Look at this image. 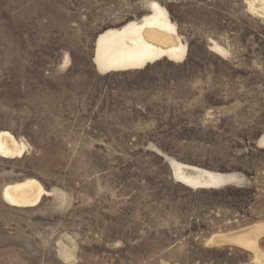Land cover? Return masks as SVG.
<instances>
[{
	"label": "rangeland",
	"instance_id": "rangeland-1",
	"mask_svg": "<svg viewBox=\"0 0 264 264\" xmlns=\"http://www.w3.org/2000/svg\"><path fill=\"white\" fill-rule=\"evenodd\" d=\"M150 1L186 59L97 73L96 37ZM0 131L26 146L0 158V194L25 179L51 192L24 209L0 195V264H251L207 241L264 221V15L244 0H0ZM166 159L242 179L191 190Z\"/></svg>",
	"mask_w": 264,
	"mask_h": 264
},
{
	"label": "bare ground",
	"instance_id": "bare-ground-1",
	"mask_svg": "<svg viewBox=\"0 0 264 264\" xmlns=\"http://www.w3.org/2000/svg\"><path fill=\"white\" fill-rule=\"evenodd\" d=\"M244 1L251 14L264 15V0ZM256 3H260L261 11L257 9ZM147 8L148 14L141 18L128 20L118 28H108L96 37L92 63L97 73L105 75L136 71L161 60L180 64L186 59L187 42L170 20L168 11L155 1L148 2ZM210 51L218 56L228 54L226 49L213 41L210 42ZM256 144L264 150V132L258 137ZM25 149L24 143L18 141L11 133L0 131V158H20ZM166 161L172 171V179L191 190H219L242 179L240 175L213 172L174 159ZM39 183L34 179L12 183L5 186L0 195L3 202L10 207L31 208L36 206L42 197L51 193L46 192ZM263 239L264 221H259L235 232L233 230L226 234H214L207 244L242 248L252 254L251 264H263L264 255L260 248V241Z\"/></svg>",
	"mask_w": 264,
	"mask_h": 264
},
{
	"label": "water",
	"instance_id": "water-1",
	"mask_svg": "<svg viewBox=\"0 0 264 264\" xmlns=\"http://www.w3.org/2000/svg\"><path fill=\"white\" fill-rule=\"evenodd\" d=\"M171 174H172V171L170 170Z\"/></svg>",
	"mask_w": 264,
	"mask_h": 264
}]
</instances>
